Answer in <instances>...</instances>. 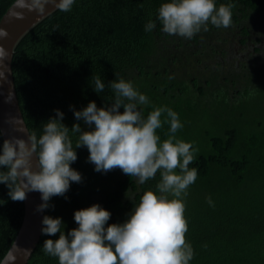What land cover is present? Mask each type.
Returning <instances> with one entry per match:
<instances>
[{
    "label": "trees",
    "instance_id": "trees-1",
    "mask_svg": "<svg viewBox=\"0 0 264 264\" xmlns=\"http://www.w3.org/2000/svg\"><path fill=\"white\" fill-rule=\"evenodd\" d=\"M15 0H0V19ZM166 0H74L56 11L17 45L12 72L19 107L29 133L64 113L71 129L74 110L94 101L110 106L109 83L123 78L146 95V117L155 107L175 111L183 128L176 136L192 143L197 179L183 198L190 264H264V0H215L234 5L228 28L208 25L191 39L162 32L157 10ZM156 21V28L145 25ZM209 64H212L211 66ZM105 84L94 91V77ZM261 101L254 103L253 98ZM123 112V108L120 109ZM163 119V117H162ZM169 125L157 134L167 138ZM75 142L77 136L69 131ZM0 134V143H2ZM70 166L81 176L65 196L53 197L44 212L62 219L67 234L78 227L76 210L99 204L111 213L108 224L123 223L146 190L156 189L159 173L144 184L120 169L97 172L86 147L76 148ZM0 183V262L22 223L24 202L12 201ZM213 204L209 205L207 198ZM41 233L27 264H58L43 252Z\"/></svg>",
    "mask_w": 264,
    "mask_h": 264
},
{
    "label": "clouds",
    "instance_id": "clouds-1",
    "mask_svg": "<svg viewBox=\"0 0 264 264\" xmlns=\"http://www.w3.org/2000/svg\"><path fill=\"white\" fill-rule=\"evenodd\" d=\"M50 2L58 11L68 12L74 0H15L14 7L42 15ZM233 7H217L215 0H166L159 6L156 20L162 32L191 39L201 30L208 31L209 24L230 27ZM15 18L23 19V12L17 11ZM155 28L153 20L145 25L147 32ZM8 36L0 27V40ZM8 55L0 45V63ZM109 86L115 93L110 106L97 107L92 101L82 110L73 109L75 119L83 121L89 130H82L79 123L69 129L62 123L64 113L56 109V117L44 123L39 138L33 132L27 134V140L3 139L0 183L8 187L12 201L23 202L27 193L39 192L42 203L36 211L42 212L54 207L50 200L65 196L71 183L82 181L81 174L70 166L78 158L76 148H87L88 162L97 172L118 168L140 184L159 173L155 191L146 190L123 223L108 224L111 213L99 204L76 210L78 227L67 234L60 217L43 216L41 233L49 237L59 233L58 239L43 242V252L57 258L58 264H190L194 250L186 240L183 198L197 179V169L189 165L198 150L177 138L183 124L171 108L155 107L145 117L140 106L149 104L148 97L132 82L121 78ZM104 88L101 78L94 77V91L100 93ZM164 124L169 125V132L161 141L157 130ZM69 131L77 136L75 148ZM207 202L213 204L210 197Z\"/></svg>",
    "mask_w": 264,
    "mask_h": 264
},
{
    "label": "water",
    "instance_id": "water-1",
    "mask_svg": "<svg viewBox=\"0 0 264 264\" xmlns=\"http://www.w3.org/2000/svg\"><path fill=\"white\" fill-rule=\"evenodd\" d=\"M15 1L0 19V27L5 28L9 36L0 40L8 51V58L0 63V134L3 139L19 137L27 140L28 128L24 122L14 85L12 58L20 41L39 23L57 11L53 3L46 6L44 14L28 12L14 7ZM23 12V19H16L15 13ZM24 202V215L19 231L0 264H27L41 236L42 219L45 210L37 212L42 203L39 192L27 193Z\"/></svg>",
    "mask_w": 264,
    "mask_h": 264
},
{
    "label": "rangeland",
    "instance_id": "rangeland-1",
    "mask_svg": "<svg viewBox=\"0 0 264 264\" xmlns=\"http://www.w3.org/2000/svg\"><path fill=\"white\" fill-rule=\"evenodd\" d=\"M256 33H259L262 36H264V29H257ZM262 47H264V39H263ZM209 65L211 66L212 64H209ZM254 97H255V98H253L254 103H257V102L261 101L259 99H256V95Z\"/></svg>",
    "mask_w": 264,
    "mask_h": 264
}]
</instances>
